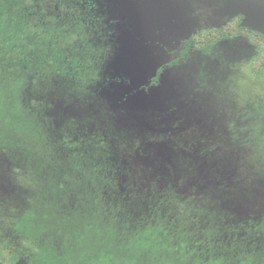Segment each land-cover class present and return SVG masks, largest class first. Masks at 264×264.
I'll return each mask as SVG.
<instances>
[{"label":"rangeland","instance_id":"374dc122","mask_svg":"<svg viewBox=\"0 0 264 264\" xmlns=\"http://www.w3.org/2000/svg\"><path fill=\"white\" fill-rule=\"evenodd\" d=\"M25 5L36 34L45 27L50 36L43 49L19 58L23 66L62 58L71 77L95 70L87 89L103 101L90 102L85 95L78 100L76 91L62 87L44 103L60 128L77 123L72 115L79 114L84 121L102 122L101 131L115 137L120 183L134 188V207L140 204L135 198H145L134 217L151 216L150 206L164 195L173 198L165 211L176 226L219 229L235 250L264 252V231L248 229L264 227V69L251 74L254 46L242 37L216 42L167 67L158 84L152 83L157 68L201 26H221L243 13L244 25L264 32V0H25ZM71 30L73 39L64 40ZM59 35L63 38H55ZM12 172L1 156L0 205L15 192ZM244 172L260 175L242 185ZM14 250L5 249L0 264H27L25 257L9 260Z\"/></svg>","mask_w":264,"mask_h":264},{"label":"trees","instance_id":"16d2710c","mask_svg":"<svg viewBox=\"0 0 264 264\" xmlns=\"http://www.w3.org/2000/svg\"><path fill=\"white\" fill-rule=\"evenodd\" d=\"M27 8L25 0H0V157L8 158L15 187L0 205V257L15 246L13 263L25 257L27 264H264V252L235 250L219 229L176 226L165 211L173 198L157 197L151 216L134 217L145 198H135L140 204L134 207V188L120 183L116 168L122 156L115 137L101 131L102 122L84 121L79 114L72 115L77 123L60 128L45 104L51 91L62 87L76 91L78 100L85 95L90 102L103 101L87 89L95 70L71 77L62 58L23 66L19 58L43 49L50 36L45 27L36 34ZM244 19L240 13L224 25L201 26L157 68L152 83L195 50L236 37L255 48V77L264 69V32L247 27ZM66 39H73L72 30ZM251 174L245 173L242 185L259 173ZM248 229L264 231L261 224Z\"/></svg>","mask_w":264,"mask_h":264}]
</instances>
